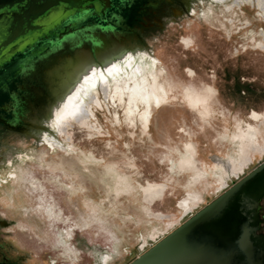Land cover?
<instances>
[{"label": "rangeland", "instance_id": "374dc122", "mask_svg": "<svg viewBox=\"0 0 264 264\" xmlns=\"http://www.w3.org/2000/svg\"><path fill=\"white\" fill-rule=\"evenodd\" d=\"M125 1L109 0L101 14L93 8L71 14L10 57L0 67V79L10 74L11 100H28L39 91L48 96L53 78L46 72L62 70L79 49L93 52L101 40L91 32L127 34L126 23L114 18ZM211 1L202 4L201 17L196 13L134 43L142 48L140 61L156 57L152 68L164 71L160 79L169 97L154 110L148 130L140 115L129 119L124 104L108 105L97 92L87 121L76 119L57 98L49 102L44 124L56 126L50 112L65 120L60 133L48 132L69 143V150L49 144L42 133H36L39 145L33 138L8 135L13 157L0 170V202L17 221L11 238L32 262L126 264L222 191L211 156H234L233 136H241L248 123L257 128L260 151L227 184L264 159V15L252 0H241L232 9L230 2ZM182 37L191 40L189 46ZM200 94L206 104L190 106V95ZM254 112L262 115L261 122L252 121ZM187 143L195 149L188 154L195 164L182 168ZM117 172L128 179L123 184L128 190L119 194L117 189L124 186L118 185ZM198 173L204 177L196 182ZM148 182L164 186L149 213L141 189ZM190 192L201 198L180 218L187 210L179 203Z\"/></svg>", "mask_w": 264, "mask_h": 264}, {"label": "flooded vegetation", "instance_id": "af4514ba", "mask_svg": "<svg viewBox=\"0 0 264 264\" xmlns=\"http://www.w3.org/2000/svg\"><path fill=\"white\" fill-rule=\"evenodd\" d=\"M216 2L225 4V2H230L231 6L229 9H232L234 7H240L242 3H240L241 0H215ZM251 0H247V3ZM127 3H121V5L118 6V10L116 11V18L117 20H122V22H125L126 25L129 27L127 30V34L114 36V35H106L103 31H101L99 34L91 33L88 35H94V39H99L100 44L95 46V49H92L93 52L89 48L86 49V51L89 52L90 57H95L97 51L99 48L101 49L103 46H107L109 44H115L118 43L119 46L123 47L124 50H129L131 54L134 56V54H137V52H143L142 48H137L138 45H134L135 42L142 43L139 41H142V36L144 34H152V31H156L158 29H161V32H164L167 27L171 26V24H179L185 23V19L190 18L191 16L194 17L196 13L197 16H202V11L205 9L202 7V4L204 3H213L214 1L211 0H126ZM252 2H256L258 8L262 11L264 15V9L261 7L258 0H252ZM108 5V2L106 3H96L87 0L84 7L80 10L73 11L71 13H68L64 18L71 14H75L78 11L86 10L88 8H93L94 12L101 14L105 7ZM207 7V6H206ZM196 8L198 9L196 11ZM62 18L61 20H63ZM60 20V21H61ZM106 20V19H105ZM60 21H56L52 26H50L45 32H43L41 35L48 34V32L54 28ZM165 25V26H164ZM164 26V27H163ZM163 27V28H162ZM156 28V29H155ZM87 30V29H86ZM262 30V29H261ZM89 31V30H88ZM158 33V34H161ZM154 33V32H153ZM102 36L103 38H101ZM126 36V37H125ZM129 36H132L133 38H129ZM39 37V36H38ZM125 37V38H124ZM181 40H183L186 44V46L190 45L191 40H189L186 37H182ZM237 44L241 45V42L237 41ZM30 45L26 44L24 48L21 51H17L16 53L12 54L10 57L16 55L19 52H22L25 50V48ZM117 45V44H116ZM259 47H261V43L258 44ZM136 47V48H135ZM9 57V58H10ZM135 57V56H134ZM9 58L6 60L8 61ZM68 58V57H67ZM156 58V57H155ZM4 61L0 67L6 62ZM66 61V60H65ZM157 61V59H156ZM156 63V62H155ZM211 63V62H209ZM188 67H185V74L187 75V69ZM193 69V68H192ZM156 74L158 75L159 84L162 88V95L163 98H161V102L159 105H157L155 102L151 103V114L148 121L145 120V109H143L142 106L138 107L137 109L132 110L128 104L125 102H122L119 99H116L115 101H112L111 99H108L105 97L102 91H98L99 94L103 96L105 99V102L110 105L111 103L113 105H119V103L124 104L126 115L129 119H133L136 116L140 115V118L142 119V123L144 125V128L146 130L149 129L151 124V119L154 113V110L156 108H160L164 105H166L168 101V91L163 82H161V76L164 74L163 70L154 69ZM55 69L52 71L46 72L47 77L50 76L53 78L51 81L50 86H48L49 95L47 96L45 93L39 91L38 93H34L33 96H31L28 100L26 98H22V100L18 99L16 101H12V90H11V83L9 79L11 78L10 74L3 75L2 79H0V170L7 168L11 164V157L13 155L8 154L11 152L10 144L8 143V135L11 134H17L28 138H33V143L38 144L36 133H42L45 135V139L49 144H58L65 150L70 149L69 143H62L61 141L56 140L54 138V134H50L48 130H50L52 133H60L61 129L64 126L65 120L60 118L59 116L53 115L52 112H50V117L52 120L56 122V126L49 128L44 124V119L48 121V117L46 114V110L48 108L49 102L55 98L61 101L65 108L73 114V116L76 119H84L87 121V119L91 118V110L93 104L96 102L97 99L95 97V94L97 92H94L91 94V98H89V110H83V109H76L75 104L73 105L72 102H67L66 98L59 96V94L56 92L55 87L57 86V76L55 75ZM191 71V76H194L196 73L193 69ZM43 81V80H42ZM41 81V83H43ZM48 81H45L47 83ZM162 83V84H161ZM243 83H247L244 81ZM210 92V91H208ZM18 101V102H17ZM95 101V102H93ZM190 106H193L194 104L197 106L206 104V98L204 95H198L196 98L192 95H190ZM117 102V103H116ZM163 103V105H162ZM14 104H18V110L14 108ZM72 107H70V106ZM73 105V106H72ZM154 105V106H153ZM153 107V108H152ZM153 109V111H152ZM81 111V112H79ZM89 113H88V112ZM75 112V113H74ZM77 112V113H76ZM80 114V115H79ZM83 114V115H82ZM86 114V115H84ZM248 116V115H247ZM252 121L254 122H261L262 115L254 112L251 116ZM48 123V122H46ZM264 122H262L263 124ZM246 131L241 132V136H237L236 134L233 136V146H237V150L234 152V156H221L218 154H215L212 156L213 162L216 164L217 169L213 172V174L217 177V180L221 181L220 185L224 186L223 188H219L218 191L223 190L225 187L229 185L227 184V179L230 178V176H233L235 174L233 173L232 167H228L224 164V162H230L233 158H239L240 153H242V149L244 148V144L246 142L245 137H252V145H255L256 148L249 149V157L250 160L246 162L244 165L245 167L247 164L250 163L252 156L254 153H257L260 151V148L257 145V128L254 125L248 124L245 128ZM255 139V140H254ZM251 140V139H250ZM46 143V142H41ZM47 143V144H48ZM13 146V145H12ZM187 149V156L182 159L180 162V165L182 168L189 167V165H194L195 160L192 158H189L188 154H194V147L191 143L186 144ZM251 155V156H250ZM222 160H220V159ZM187 164V165H186ZM244 167V168H245ZM230 168V169H228ZM243 168V169H244ZM230 170V171H229ZM1 173V172H0ZM219 176V177H218ZM204 177L203 174L198 173L197 176H195L194 181H199L201 178ZM116 179L118 180L119 186H124V188H118L117 194L123 193L128 190V187L123 184H128L127 177L123 176L119 172H117ZM4 180V178L0 177V181ZM229 182H232V179H229ZM227 184V185H226ZM141 189L144 190V210L149 213V205L151 204L154 199L158 198L162 193L164 186L162 184H156L152 182H148L146 185H141ZM201 194L190 192L187 197L182 199L179 203V207L187 210V212H183L180 218H183L186 214H189L192 205L196 204L199 200ZM152 214V213H151ZM150 215V214H149ZM152 215H155L157 218L164 217V215L160 213H153ZM259 215V227L257 229V232L260 234H264V196H262L260 200V207L258 210ZM180 222V221H178ZM17 224L16 219H14L12 216H10L8 210L4 207L3 204L0 202V264H35V262H32L31 258L29 257V253L26 252V250L23 249L20 245L14 242V240L10 236V232L13 231L12 226ZM140 249V248H139Z\"/></svg>", "mask_w": 264, "mask_h": 264}, {"label": "water", "instance_id": "95a60500", "mask_svg": "<svg viewBox=\"0 0 264 264\" xmlns=\"http://www.w3.org/2000/svg\"><path fill=\"white\" fill-rule=\"evenodd\" d=\"M86 2L0 0V65ZM262 196L264 159L126 264H264Z\"/></svg>", "mask_w": 264, "mask_h": 264}, {"label": "bare ground", "instance_id": "6f19581e", "mask_svg": "<svg viewBox=\"0 0 264 264\" xmlns=\"http://www.w3.org/2000/svg\"><path fill=\"white\" fill-rule=\"evenodd\" d=\"M258 2L264 9V0H258ZM137 53L142 55V52ZM139 54H134V57L129 50H124L118 43L99 48L95 57H90L85 48L79 49L66 59L62 70L55 71L54 76L58 77L55 90L59 96L75 104L76 109L79 110H89L91 94L100 90L106 98L126 102L132 110L142 106L145 109L144 118L148 121L151 103L155 102L159 105L163 95L159 77L152 68L156 58L149 55L151 59H148L147 55V59L141 58L140 61L137 57ZM245 139L240 157L237 160L224 162L228 167H232V174L235 175L239 174L246 162L250 160L248 148H256L252 145V137L248 136Z\"/></svg>", "mask_w": 264, "mask_h": 264}, {"label": "crops", "instance_id": "0c3cea01", "mask_svg": "<svg viewBox=\"0 0 264 264\" xmlns=\"http://www.w3.org/2000/svg\"><path fill=\"white\" fill-rule=\"evenodd\" d=\"M248 124H251V125H253V123H252V122H251V123H248ZM248 124H247V125H248ZM212 156H213V155H212ZM212 156H211V159H212ZM194 177H195V176H194Z\"/></svg>", "mask_w": 264, "mask_h": 264}]
</instances>
